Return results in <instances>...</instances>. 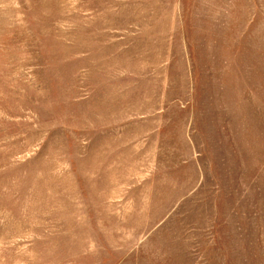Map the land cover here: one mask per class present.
<instances>
[{
    "label": "rangeland",
    "instance_id": "1",
    "mask_svg": "<svg viewBox=\"0 0 264 264\" xmlns=\"http://www.w3.org/2000/svg\"><path fill=\"white\" fill-rule=\"evenodd\" d=\"M0 264H264V0H0Z\"/></svg>",
    "mask_w": 264,
    "mask_h": 264
}]
</instances>
